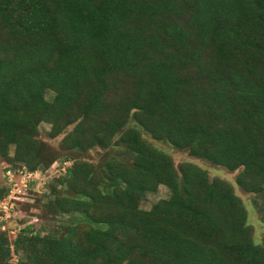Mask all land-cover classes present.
Returning a JSON list of instances; mask_svg holds the SVG:
<instances>
[{"label": "trees", "instance_id": "obj_1", "mask_svg": "<svg viewBox=\"0 0 264 264\" xmlns=\"http://www.w3.org/2000/svg\"><path fill=\"white\" fill-rule=\"evenodd\" d=\"M144 134L264 192V0H0L3 171L70 161L43 204L69 218L0 228V264H264L233 185Z\"/></svg>", "mask_w": 264, "mask_h": 264}, {"label": "rangeland", "instance_id": "obj_2", "mask_svg": "<svg viewBox=\"0 0 264 264\" xmlns=\"http://www.w3.org/2000/svg\"><path fill=\"white\" fill-rule=\"evenodd\" d=\"M51 95L52 93L48 92L46 97L50 98ZM49 127L50 125L47 123L41 124L40 126L41 137L46 141H48L53 146L58 147L60 139L62 138L63 135H60L56 138H49L46 135V132L48 131ZM68 129H70V127ZM144 136L157 147L170 153L176 165L183 161H191L205 168L208 171L210 178L219 177L229 181L233 185L235 194L240 196V198L242 199L244 205L248 210V223L253 228V235L255 241L256 242L263 241L264 223L261 220L259 210L261 207L264 206V192L261 194H255V193L247 192L243 188H241L236 183V175L240 169L231 171L222 165L212 164L204 159L193 157L189 155L187 151L177 150L172 146H170L169 144L165 143L164 141L153 139L148 134H144ZM98 151L101 150L100 149L90 150L89 158L96 160L100 153ZM4 165L5 163L0 158V185L4 183L5 184L8 183V179L4 176L5 175L3 171ZM57 173L58 172L54 171V168L52 166L47 171H44L43 174H46L48 176L47 177L45 175L46 176L45 184H42V179L37 180L38 178H33L37 182H35L34 184L32 183V187L30 191L29 190L27 191L28 194L24 193L23 199L17 201L14 216L7 220L6 227L14 228V227H19L24 223H27V224H32L36 229H39L41 225L53 226L54 224H59L63 220H67L69 218V215L53 217L51 215L46 214L43 209L44 202H46L49 198L53 197L52 192H50V189L46 184L48 181H50V179L53 180L52 178H55ZM40 176H42V174H40ZM33 179L31 180V182L33 181ZM32 188L35 190L38 189L45 193L41 195L40 193L35 192ZM22 192L24 191L22 190ZM168 194H169L168 188L164 185H159L157 191L147 193L144 196V198L141 201V206L145 209H148L151 207L153 203H155L159 199L167 197Z\"/></svg>", "mask_w": 264, "mask_h": 264}, {"label": "built area", "instance_id": "obj_3", "mask_svg": "<svg viewBox=\"0 0 264 264\" xmlns=\"http://www.w3.org/2000/svg\"><path fill=\"white\" fill-rule=\"evenodd\" d=\"M69 164L70 161H56L52 165L54 171L58 172L55 177L64 174ZM43 173L40 170H29L27 168L17 170L8 168L4 171V176L8 179L7 185L9 189L8 193L0 199V228L2 230H7L10 237L19 232L21 226L8 228L6 227L7 220L14 216L17 201L23 199L24 193L28 194L27 191L33 178H38L37 180L42 179V184H45L47 175ZM40 174H42V176H40ZM22 190L24 192H22ZM17 258V255L13 254L12 261H17Z\"/></svg>", "mask_w": 264, "mask_h": 264}]
</instances>
